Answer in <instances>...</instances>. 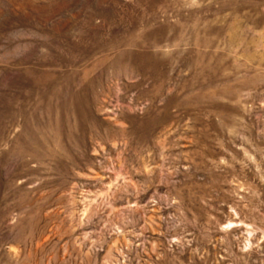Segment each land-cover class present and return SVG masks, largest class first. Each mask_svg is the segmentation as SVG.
I'll return each mask as SVG.
<instances>
[{
	"label": "rangeland",
	"instance_id": "obj_1",
	"mask_svg": "<svg viewBox=\"0 0 264 264\" xmlns=\"http://www.w3.org/2000/svg\"><path fill=\"white\" fill-rule=\"evenodd\" d=\"M0 264H264V0H0Z\"/></svg>",
	"mask_w": 264,
	"mask_h": 264
}]
</instances>
